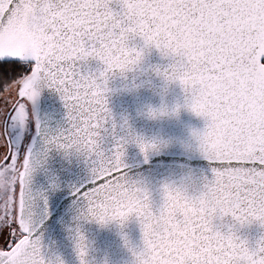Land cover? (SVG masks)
Here are the masks:
<instances>
[{"label":"snow or ice","instance_id":"6c2138e0","mask_svg":"<svg viewBox=\"0 0 264 264\" xmlns=\"http://www.w3.org/2000/svg\"><path fill=\"white\" fill-rule=\"evenodd\" d=\"M0 264H264V0H0Z\"/></svg>","mask_w":264,"mask_h":264},{"label":"water","instance_id":"95a60500","mask_svg":"<svg viewBox=\"0 0 264 264\" xmlns=\"http://www.w3.org/2000/svg\"><path fill=\"white\" fill-rule=\"evenodd\" d=\"M130 231L134 237L138 236V230L136 229L135 225L130 226Z\"/></svg>","mask_w":264,"mask_h":264}]
</instances>
